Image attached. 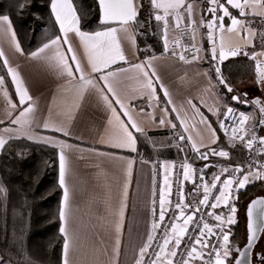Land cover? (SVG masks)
Masks as SVG:
<instances>
[{"label": "snow or ice", "instance_id": "snow-or-ice-1", "mask_svg": "<svg viewBox=\"0 0 264 264\" xmlns=\"http://www.w3.org/2000/svg\"><path fill=\"white\" fill-rule=\"evenodd\" d=\"M210 7L207 8V13L211 16V19H206L201 14L199 21L196 19L195 8L192 2L186 0H149L150 7L153 12L150 13V18L156 22H162V33L164 36L165 51H168V30L170 27L169 17L174 16V26L176 29H180L181 24H185V30L187 28L192 29L193 39L195 31L200 27H206L208 31V39L212 41V58H217V49L214 32L218 29L221 33L220 48L218 58L222 62L227 55L236 56L241 53L242 46L238 43H232L231 40L225 39V33L238 35L241 32H246L249 39L245 40V44L250 42L251 37L258 33L251 28L250 23L247 22L249 16L248 9H256L252 12V16H259L264 19V0H207ZM100 8L103 12L102 23L109 24L112 21L117 22L121 28L118 30L116 27H108L105 31H97L95 33H87L81 31L79 27L80 17L77 15L76 9L72 4V0H51V10L55 14V19L59 24L61 35H57L49 42L44 43L38 50L30 53V59L44 62L52 67L57 76L69 78L68 84L72 87L81 90L79 96L83 99V93H91L98 97L99 101L104 105L105 110L109 113L107 116V127L105 132L111 131L109 136V144L116 148H128L132 151H136V136L135 133L144 134L145 129L136 122L133 112L136 111L131 104L126 105L125 102L119 97L117 92L118 76L129 70H133L140 76L132 77L142 89H150L152 99H158L156 97L155 82L161 81V77L155 70V57L142 61L140 63L132 64L131 69L119 68L112 70V66L116 65L118 61L128 62L124 53V50L120 43L119 31L125 33L128 32L130 21H135L140 8L143 6L141 0H99ZM183 9V14L180 10ZM230 9L238 10L239 17L232 14ZM159 10L163 11V15L159 14ZM225 18L230 20V25L225 26ZM243 18V19H242ZM0 24L8 25V31L11 33L13 41L15 40V33L11 31V25L7 16L0 17ZM74 32L82 43L88 60V67H85L79 57L75 54L71 41L68 38V33ZM262 41H264V33H259ZM134 36V33H133ZM132 39V37H129ZM132 43L135 41L132 39ZM176 45H180V40L177 39L174 42ZM64 47L65 51L61 52L60 48ZM183 47V51L177 53L173 48L171 55L177 56L180 61H188V58L184 55V52L194 50L192 60L198 59L199 48H196L195 44H190L187 47ZM15 51L23 55V50L19 44H15ZM247 54V53H245ZM5 53L0 51V58H3ZM255 58V57H253ZM3 65L7 68L5 75H0V92H3L5 102L10 107L5 112L8 117V122L12 125H19L23 134L28 139H32L31 126L33 124V117L30 115L34 113L33 98L29 95L28 88L25 87V81L21 78L20 72L16 67H11L7 59H3ZM90 68V70H89ZM151 69V71H149ZM218 76V83L224 84L229 92L232 91L231 87H228L226 82L220 73V68L215 69ZM93 73L97 75L93 76ZM258 74L260 83L264 84V69L258 67ZM11 77V84L15 86V95L18 97V103H13L9 91L5 87L6 77ZM160 89L163 91L164 97L167 99V104L172 105L169 109L164 107L161 109V118L159 124L170 125L171 128L176 129L177 125L171 120L165 119L170 112L176 113V118L179 119L180 125L183 127V132L177 137L179 142H190L191 148L197 154V157L202 160H208L209 155L228 157L229 152L223 149L218 150L213 148L210 144H205L203 141V133L207 132L211 143H216L218 137L216 136V130L212 128L208 122L207 117L200 111L199 107L193 102V99H181L180 103L172 99V93L161 82L159 83ZM207 91V89H205ZM108 93L115 97L114 103L110 100ZM233 100L240 103V97L234 96ZM246 102V101H245ZM254 103H261L259 100ZM119 105L120 111L114 106ZM151 106V105H149ZM191 112V120L193 124L188 126L187 112H184L185 108ZM209 108V111H212ZM19 112V115L13 117L14 112ZM140 113L144 112L143 108H139ZM261 113V119L259 124L264 126V106L259 109ZM184 112V116H182ZM233 112L232 108H227V114ZM123 117L127 118L125 122ZM197 116L199 119H197ZM154 119V118H153ZM230 119V115H225L223 120L218 119L220 128L228 133L229 125L227 121ZM249 119L247 115L240 114V120L237 122L239 125H244ZM4 120L0 119V124H3ZM204 125V129L200 130L198 125ZM51 126L49 120L44 121L42 127L48 130ZM193 128L197 131L195 135L200 137L198 146L197 141L192 135ZM131 129V130H130ZM53 130L62 131L65 136L70 133L64 130L62 127H55ZM232 135L229 138L232 141V147H235V141L239 140L241 143L252 150L253 144L258 143L260 149L258 154L264 155V138H258L256 136L246 137L247 129L245 127H237L236 124L231 125ZM4 131L8 133L9 138H19L16 136V130L11 128H5ZM184 133H188L185 135ZM238 133H245V135H238ZM8 141L0 135V150H3ZM44 142L59 144V184L63 189V203L60 209V219L64 222L65 226H62L60 231L65 234L64 242V261L63 264H69L68 253L72 237L68 234L67 225L71 222V208H72V196L73 192L68 185V176L71 172V159L69 154L65 152V148L71 149V145H66L64 142L52 141L48 138H44ZM103 141V138L101 139ZM201 147L206 148V151H201ZM103 155V154H102ZM210 165L206 164L203 168L199 169V175L196 176V169L190 163H182V172L177 176V199L173 204L170 197L172 193V184L169 180L168 169L172 165H164L165 175L163 177V186L159 190V213L158 220L154 219L152 224V231L160 230L161 235L159 237L161 243L156 245V251L150 253V249L153 247V241L156 237L151 233L147 236V242L143 247L139 249V258L136 264H144L145 258L149 257V264H193L196 260H201L202 264H229V258L232 252L235 251L239 258L234 260V264H248L247 255L253 247V242L257 238V232H264V198L253 199L247 206L248 217V237L247 245L244 250L241 251L239 247H233L230 244V237L227 232L223 230L225 223L232 225L236 223L235 214L237 209L235 206L229 205V200L233 195V191L236 193L240 189L245 188L250 178L257 180H264V164H249L247 172L242 165L234 166L231 169L229 178L221 180V175L217 173L212 174L210 181L205 180V169ZM129 174L131 169V161L128 162ZM252 168H256L257 171L253 172ZM221 173L229 172L228 167H221ZM238 174V175H237ZM182 176V180L180 178ZM242 176V178H240ZM190 181L193 184V190L190 195L193 199L186 203V197L184 193L183 182ZM199 181V182H198ZM220 183V187L217 188V183ZM235 185V189L233 186ZM155 172L153 178V195L155 197ZM127 183L124 184L123 197H127ZM201 189H203V196L201 199H196L201 195ZM213 189H216L218 195L213 194ZM211 198V201H210ZM228 207L230 215L226 218L224 215L217 213L215 210L221 205ZM124 203L120 205V216H123ZM211 209V210H209ZM156 201L153 199L152 214L156 216ZM171 212V215H169ZM167 216V220H166ZM205 217H209L212 220L219 222L216 226L219 229V235L213 231V226L210 225ZM182 221V222H181ZM257 221H260V226L257 227ZM121 225L116 223L115 231L117 233V239L115 241L116 250L118 252L120 239ZM212 237L217 239V243H212ZM222 240V243L219 241ZM183 246V251L181 247ZM207 255V259L204 257ZM261 264H264V254L260 257ZM0 264L3 261L0 260Z\"/></svg>", "mask_w": 264, "mask_h": 264}, {"label": "crops", "instance_id": "crops-1", "mask_svg": "<svg viewBox=\"0 0 264 264\" xmlns=\"http://www.w3.org/2000/svg\"><path fill=\"white\" fill-rule=\"evenodd\" d=\"M97 2L99 4V0ZM187 2L194 4L196 19L199 21L202 14V0H186ZM230 11H232L233 15L239 17L238 10L230 9ZM254 11L256 9H248L249 16L247 17V22L250 23L251 28L258 34L251 37L250 42L245 44V40L249 39L246 32H241L238 35L225 33V39L231 40L232 43L240 44L242 51L236 56L227 55L223 61L239 55H245V53L253 55L255 59H264V49L261 46L258 49H254L259 42V32L264 19H261L259 16H252L251 13ZM180 12L183 14V9ZM159 14L163 15V11L159 10ZM3 16L9 18L11 31L15 33V40L13 41L11 33L7 30L8 25L0 24V51L5 53L2 60L7 59L9 61L8 66L16 67L21 74V78L25 81V87L28 88L29 95L33 98L34 113L30 115L33 117L34 122L31 126L32 139H28L19 130V125H12L8 122V117L5 115V112L10 106L6 104L3 92H0V119L4 120V123L0 124V135L7 141L12 139L4 131L5 128H11L16 130V136L19 138H25L36 143L55 147L58 153V178L59 144L46 143L44 142V138L56 142L62 141L66 145L72 146L71 149L65 148V152L69 154L71 159V172L67 179L68 185L73 192L71 222L67 225L68 234L72 237L68 253L69 264H136L139 258V249L147 242L148 234L151 233L153 235V173L157 161H150L136 156L135 152L138 147L137 134L140 133H135L134 130L132 131L136 136V151L128 148L110 146L109 136L111 135V131L108 133L105 132V128L107 127L106 118L109 113L105 110L104 105L99 101L98 97L94 94L84 92L83 99H80L81 90L70 86L68 84L69 78L57 76L51 66L44 62L30 59V53H26L21 46L11 18L8 15H0V17ZM53 16L55 18L54 13ZM100 19L102 22L103 12L101 8ZM169 22L168 51L146 57L139 56L137 35L133 25L134 21H130L131 26L127 33L123 31L118 32L121 38L120 43L128 62L118 61L116 65L112 66V70L119 68L131 69L132 64L140 63L150 57H155V70L161 77V81H157L154 84L158 99H152L150 98L151 90L142 89L132 79V77L136 76H140L142 79L141 74L133 70L122 73L118 76L119 83L117 92L119 97L126 105L131 104L136 109L133 112V116L136 122L145 129L144 134L152 130L171 129L178 136L183 132V127L180 125L179 119L176 118V113L170 112L165 117V119L171 120L177 125L176 129L171 128L167 124L163 126L159 124L161 109L164 107L170 109L172 107V105L167 104L168 98L164 97L163 91L159 87V83L162 82L172 93V99L177 104L180 103L181 99H193V102L199 107L204 116L207 117L212 128L216 130V136L219 139L221 129L218 119H221L224 111L229 107L226 96L219 88L218 80L211 73L212 62L219 60L218 53L221 33L218 29L214 32L215 46L217 49V58L214 60L212 58L213 43L208 39L209 30L206 27L198 28L195 31L193 39V33L190 27L185 30V24L182 23L180 29H176L174 26V16L169 17ZM224 23L227 27L230 25V20L225 18ZM57 26L59 28L58 22ZM79 27L81 31L90 34L97 31H105L108 27H116L118 30L121 28L115 21L92 32L83 30L80 23ZM178 35H183L185 42L198 46L200 49L199 59L185 62L171 55L172 42ZM129 37L134 39V44ZM68 38L81 63L85 67H88L87 55L79 38L74 32H69ZM204 38L207 39V47L203 44ZM17 43L23 50V55L15 51V44ZM60 51L64 52V47H61ZM95 75L97 74L93 73V76ZM5 87L9 91L12 102L18 103V97L15 95V86L11 84L10 76L6 77ZM108 95L114 103L115 97L110 93ZM114 106L119 112V105L114 104ZM139 108H143L144 112L140 113L138 111ZM209 108L213 110L209 111ZM184 112H187V123L188 126H191L193 124L190 118L191 112L187 107ZM184 112H182V116H184ZM260 114L258 112V116ZM17 115H19L18 111L13 113V117ZM122 119L127 122L126 117L122 116ZM197 119H199L198 116ZM46 120L51 122L48 130L42 127ZM255 120L250 121L248 119L246 122L247 126H251ZM55 127H62L70 135L65 136L62 131L53 130ZM198 128L203 130L204 125H198ZM196 131L197 129L193 128L192 135L197 141L198 146H200V137L195 135ZM184 134L188 135V133ZM102 138L104 142H101ZM218 139L216 143H211L207 132L203 133L204 143L210 144L213 148H217L216 144ZM177 146L182 151L183 156L188 153H195L191 148L190 142H179ZM206 150V148L201 147V151ZM129 161H131L130 174L128 168ZM159 163L164 172V165H172L171 159H162ZM170 172L171 168L168 169L167 173L169 180ZM125 183L128 185L126 199L123 197ZM122 201L125 206L123 216L121 217L119 210ZM62 203L63 189L60 209ZM221 208L222 205L216 209L217 213H219ZM116 223L121 225L118 237L120 239L118 252L115 244L117 239V233L115 231ZM62 226L65 225L61 221L60 229ZM63 236L65 242L64 233ZM63 261L64 244L61 264H63ZM200 261L196 260L193 264H199Z\"/></svg>", "mask_w": 264, "mask_h": 264}, {"label": "trees", "instance_id": "trees-1", "mask_svg": "<svg viewBox=\"0 0 264 264\" xmlns=\"http://www.w3.org/2000/svg\"><path fill=\"white\" fill-rule=\"evenodd\" d=\"M72 1L83 30L92 32L106 26L101 22L97 0ZM50 4L51 0H0V15L11 18L26 53L33 52L60 33ZM142 5L133 23L139 56L165 53L162 23L150 18L153 10L149 0H142ZM208 7L207 0H202V14L206 19L211 18L207 13ZM203 44L207 47L206 38ZM259 47L260 39L254 49ZM253 57L245 54L222 62L223 80L233 90L229 92L220 83L219 88L228 98H233L234 92L237 94L240 82L255 78L259 63ZM5 74L6 67L0 58V75ZM237 96L242 100L248 99L246 91ZM162 137H168L167 141L164 142ZM177 137L171 129L137 134L135 154L150 161L181 158ZM216 146L228 149L229 156L223 162L232 165L245 162L243 146L235 144L232 147L222 132H219ZM189 155L195 163L204 162L196 153ZM259 182L248 183L239 190L236 223L228 226L233 230V245L241 242L244 202L257 193ZM61 194L57 149L25 138L9 139L0 154V256L3 259L11 264H61L64 244L59 215Z\"/></svg>", "mask_w": 264, "mask_h": 264}, {"label": "built area", "instance_id": "built-area-1", "mask_svg": "<svg viewBox=\"0 0 264 264\" xmlns=\"http://www.w3.org/2000/svg\"><path fill=\"white\" fill-rule=\"evenodd\" d=\"M179 39L180 40V45H176L174 42ZM187 47L190 44L185 42L184 40V36L183 35H178L172 42V50L173 48H175L177 53H180L181 51H183V47ZM196 46V45H195ZM196 48H198V46H196ZM194 54V50H190L187 52H184V55L188 58V60H192V56ZM198 59H199V52H198ZM178 57V55L176 56ZM219 67L220 68V73L221 75L223 74L222 72V63L219 60H215L212 62V74L214 77L218 78L217 73L215 71V69ZM259 68L261 67V65L259 64L258 66ZM230 108L233 109V112L231 114H227V109L224 111L222 117L220 120H223L225 115H230V119L227 121V124L230 126L228 129V133L225 134V132L221 129V132L225 135L226 138H230L232 135V130H231V125L236 124V126L239 127H245L247 129V133H246V139L251 137V136H256L258 138H264V126H261L258 122L259 120L262 118L261 114L258 116V118L255 120V122L251 125V126H247V124L245 123L244 125H239L237 122L240 120V114L243 113L242 108L240 106H238L237 104H233L229 106ZM228 107V108H229ZM238 135H245V133H238ZM230 140V139H229ZM236 143H240L244 146V150H245V154H246V158H245V162L242 165L245 168V171L247 172L248 170V165L249 164H261L264 163V155L258 154V151L260 149V145L258 143H254L253 144V148L252 150H249L245 144L241 143L239 140L235 141ZM160 160H157V165L155 166L154 172H155V180H156V186H155V197L153 195V199H155L156 201V216H153V221L154 219L158 220V213H159V190L160 188L163 186V177L165 175V172L163 170V168L160 166ZM190 163L194 169H196V173L195 175L198 176L199 175V169L203 168L206 164L210 165V166H215L217 168H219V174L221 175V180H224L226 176H230L231 174V169L234 166L237 165H232V164H218V163H214L212 161H207L204 164H193L190 155L189 156H182L181 158H177L173 161L172 163V167H171V172H170V183L172 184V193L173 195L170 197L172 203L174 204L176 202L177 199V184H176V179L177 176H179L182 172L181 169V164L182 163ZM209 166V167H210ZM208 167V168H209ZM221 167H228L229 168V172H225V173H221ZM205 169V180H207V169ZM238 175V174H237ZM153 178H154V173H153ZM181 180H182V176H180ZM242 178V176L240 177ZM199 182V181H198ZM185 186H186V181L183 182V187H184V192H185ZM220 187V183H217V188ZM233 188L235 189V185L233 186ZM201 194L203 195V189H201ZM213 194L218 195V192L216 189H213ZM237 196L238 193L235 192V190L233 191V195L231 197V200L229 202L230 206H235L236 207V201H237ZM211 201V198H210ZM153 207V204H152ZM211 210V209H209ZM214 211V210H211ZM222 215L225 216V218L230 215V212L228 210V207L226 206L223 210V212L221 213ZM169 215H171V212H169ZM166 220H167V216H166ZM205 220H207V222L209 223L210 220L212 221L211 218L209 217H205ZM219 224V222L214 221V225H213V231L217 233V235H219V229L216 227ZM229 224L225 223L222 227L223 230L225 232H227L229 234V237H231L230 230L228 228ZM153 235L156 237V240L153 241V247L150 249V253H154L157 249H156V245L161 243L159 237L161 235L160 230H157L155 232H153ZM212 243L216 244L217 243V239L215 237H212ZM220 243H222V240L219 241ZM230 244L234 247V245L231 242V238H230ZM181 251H183V246L181 247ZM208 257L207 255H205L204 259L206 260ZM144 264H149V257L145 258ZM199 264H202V261H200Z\"/></svg>", "mask_w": 264, "mask_h": 264}, {"label": "rangeland", "instance_id": "rangeland-1", "mask_svg": "<svg viewBox=\"0 0 264 264\" xmlns=\"http://www.w3.org/2000/svg\"><path fill=\"white\" fill-rule=\"evenodd\" d=\"M259 33H264V22H262V24H261V28H260V32ZM259 36H260V46L264 49V41H262V39H261V35L259 34ZM257 61H258V63L261 65V67H260V69H264V59L262 60V58H259V59H257ZM211 73H212V69H211ZM213 75V74H212ZM214 77V76H213ZM215 79H217L218 80V78H216V77H214ZM238 90H237V94H236V92H234V94H236V95H234V96H237L238 94H240L241 92H247V95H248V99H243L242 100V98H240V100H241V102L240 103H237V101H235V100H233L232 98H228L227 96H226V93H224V95L226 96V98H227V101H228V106H230V105H233V104H237V105H239L241 108H242V111H243V114L244 115H247L248 117H249V120L250 121H254L256 118H257V116H258V112H260L259 110H258V108L255 106V104L251 101V98H253V97H255V96H259L260 97V100L261 101H263L264 100V84H261L260 83V78H259V74H258V69H257V73H256V75H255V78L254 79H246V80H244V81H242V82H240L239 84H238ZM231 89L233 90V87H231ZM233 96V97H234ZM239 97V96H238ZM246 101V102H245ZM247 122V121H246ZM245 122V123H246ZM164 142H166L167 141V139H168V137H162L161 138ZM227 140L230 142V143H232V141H230L228 138H227ZM163 142V143H164ZM235 144H240V143H236L235 142ZM240 145H242V144H240ZM243 146V145H242ZM243 148H244V146H243ZM217 149L218 150H220V149H223V150H225V151H228V149L227 148H225V147H220V146H217ZM183 156V155H182ZM184 156H188V154H186V155H184ZM226 157H220V156H212V155H209V158H208V160H204V162H201V163H195V162H193L192 161V163L193 164H204L205 162H207V161H212V162H214V163H218V164H229V163H226V162H223L222 160L223 159H225ZM175 159H171V161H172V163H173V161H174ZM157 161V160H156ZM158 163H156V165H157ZM261 164H264V163H261ZM171 165V164H170ZM252 171L253 172H255V171H257V169L256 168H252ZM213 173H217V174H219V168H217V167H215V166H210L208 169H207V181H210L211 180V178H212V174ZM227 178H229V176H226L225 177V179H227ZM254 181H260L259 183H261L260 184V187H259V189H258V191H257V193L258 192H263L264 193V180H257V179H252V178H250V180H249V182L248 183H252V182H254ZM247 183V184H248ZM246 184V185H247ZM192 190H193V184L190 182V181H186V186H185V197H186V200H185V202L186 203H188V202H190L192 199H193V197L190 195V193L192 192ZM239 193V192H238ZM202 194L199 196V197H197L196 199H201L202 198ZM250 198V197H249ZM248 198V199H249ZM247 199V200H248ZM230 200H231V198H230ZM230 200H229V202H230ZM247 200L244 202V213H243V217H242V221H243V231H242V236H241V242H243L244 240H245V234H246V229H245V206H246V203H247ZM226 206L225 205H223L222 204V208H221V210L219 211V213L221 214L222 212H223V210H224V208H225ZM215 212H217L216 211V209L214 210ZM235 217H236V215H235ZM209 224L210 225H214V220H210V222H209ZM230 230V233H232L231 234V236L233 235V230L232 229H229ZM231 238V237H230ZM230 260H231V258H229ZM0 260H2L3 261V264H11V263H9L8 261H6L5 259H3L1 256H0Z\"/></svg>", "mask_w": 264, "mask_h": 264}, {"label": "flooded vegetation", "instance_id": "flooded-vegetation-1", "mask_svg": "<svg viewBox=\"0 0 264 264\" xmlns=\"http://www.w3.org/2000/svg\"><path fill=\"white\" fill-rule=\"evenodd\" d=\"M261 105H264V100L261 101ZM256 106V105H255ZM257 107V106H256ZM258 108V107H257ZM259 110V109H258ZM257 195H264L263 192H258L254 195H252L248 200L247 202L252 199L253 197L257 196ZM247 204V203H246ZM245 209H246V206H245ZM245 229H246V236H245V240L243 242H239L237 243L236 245H234V248L235 247H243V245L246 243L247 241V237H248V228H247V216H246V210H245ZM264 254V232H260V235L257 239V242L252 250V253H251V260H250V264H261V260H260V257L261 255ZM237 256V253L235 251L232 252V255H231V260L229 262V264H232L234 259L236 258Z\"/></svg>", "mask_w": 264, "mask_h": 264}, {"label": "water", "instance_id": "water-1", "mask_svg": "<svg viewBox=\"0 0 264 264\" xmlns=\"http://www.w3.org/2000/svg\"><path fill=\"white\" fill-rule=\"evenodd\" d=\"M256 100H259V101L261 102L259 96H255V97L251 98V101H252L253 103H254V101H256ZM254 104L258 107V109H260L262 106H264V105H261V103H259V104L254 103ZM257 198H264V195H257V196L253 197L252 199H250V200L247 202V204H246V209H245V210H246V216H247V206L249 205V203H250L253 199H257ZM247 223H248V217H247ZM259 226H260V221H257V227H259ZM259 235H260V232L258 231V232H257V238H256V240L253 242V247H252V249L248 252V255H247L248 264H250L251 253H252V250H253V248H254L256 242H257V239H258ZM246 245H247V241H246V243L243 245V247L240 248L241 251L244 250V248H245ZM236 258H239V257H238V254H237ZM236 258H235V259H236ZM235 259H234V260H235ZM232 264H234V261H233Z\"/></svg>", "mask_w": 264, "mask_h": 264}]
</instances>
